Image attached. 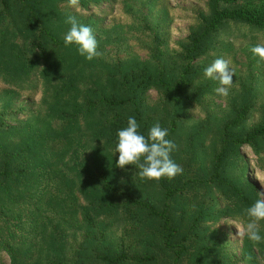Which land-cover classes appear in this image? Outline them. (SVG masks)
<instances>
[{
	"label": "rangeland",
	"instance_id": "374dc122",
	"mask_svg": "<svg viewBox=\"0 0 264 264\" xmlns=\"http://www.w3.org/2000/svg\"><path fill=\"white\" fill-rule=\"evenodd\" d=\"M38 1H42L39 15L57 32L60 49L71 27L65 12L89 17V23L77 22L92 29L102 55L89 61L74 44L67 59L79 64L80 83L89 94L125 100L112 111L121 119L134 117L136 106L148 123L146 131L157 122L167 129L174 120L177 129L172 139L177 148L170 155L183 172L172 180L148 181L135 175L134 165L116 167L119 153L109 149L102 137L109 110H104L101 120V115L79 110L72 102L60 103L63 121L46 112L49 105L43 90L51 101L53 91L43 88V79L35 89H17L0 80V111L11 101L14 109L24 106L34 112L17 115V122L9 116L12 128L0 135L8 149L0 157V171L10 173L0 174V203L14 202L8 216L0 214V240L20 244L22 253L35 250L28 264H49V259L53 264H109L99 255L122 252L154 257L143 264H264V239L253 243L247 236L237 237L235 226L247 222L244 210L264 191L260 183L264 138L253 147L236 143L264 114V61L249 50L264 44V27L243 21L224 23L191 54L190 73L179 84L186 50L210 19L214 0H101L90 10L69 6L67 0ZM258 1L219 3L217 8ZM25 19L26 13L14 0L5 9L0 3L3 43L10 46L18 37V43L27 41L18 34ZM156 31L163 32L164 44L154 37ZM217 58L230 60L235 73L227 97L216 93L218 80L204 77L205 68ZM242 109L243 120L225 128ZM74 117L76 121L67 124ZM18 123L19 128H13ZM138 124L139 131L144 125ZM218 155L221 166L215 176ZM99 173L118 193L149 201L157 210L165 206L162 184L178 189L167 203L176 229L172 246L165 243L161 220L144 209L120 208L121 194L103 190ZM62 219L65 222L60 224ZM260 235L264 237V221ZM179 245L185 250L174 260ZM0 264H12L3 251Z\"/></svg>",
	"mask_w": 264,
	"mask_h": 264
},
{
	"label": "trees",
	"instance_id": "16d2710c",
	"mask_svg": "<svg viewBox=\"0 0 264 264\" xmlns=\"http://www.w3.org/2000/svg\"><path fill=\"white\" fill-rule=\"evenodd\" d=\"M68 1V0H67ZM101 0H78L77 7L82 8V10H90V6L97 7V4ZM238 0H214V8L211 14L210 19L204 25V29L199 35L194 36L191 39V46L186 50L184 56L186 63L184 64L181 74H180V83H185L187 77L190 73V66L192 61V53L196 52L197 47L200 45L201 41L205 37L213 32H216L224 23L228 21H243L249 26L263 28L264 27V0H259L254 4H242L237 5L231 8H217L219 3L235 5ZM2 7L8 8L10 0H0ZM14 3L19 5L21 9L26 13V19L23 22V25L18 32L21 39H27V41H22L21 43L17 42V39H13L10 46L3 43V38L0 36V47L4 48L0 54V80L8 85H11L14 88L22 89L29 87L35 89L39 79H43V88H52L53 95L51 96L52 101L46 97V88L43 90L44 101L49 105L47 114L51 115L56 114L59 118H64L63 108L60 103L68 105L72 102L75 104L79 110L86 109L93 114L101 115V120H104V110H109V117L107 120V130L102 133L103 140L108 144L109 149L116 147L118 143L117 133L119 130L127 126L128 118H122L121 115L112 112L113 107L117 104L125 103V100H117L116 98L106 99L102 95H92L89 94L88 88L85 84L80 83L78 79V72L81 70L79 64L74 60L69 61L68 55L74 49L75 45H68L67 48L63 44V49H60L59 38L56 35L57 32H54L50 26H48L45 21L40 17L38 9L42 1L38 0H14ZM67 16H74L76 20L87 21L89 23V17L83 18L77 16L78 14H69L65 12ZM64 13V14H65ZM88 26L87 24H84ZM60 26H63L61 23ZM64 27V26H63ZM154 37L159 38L161 42L165 43V38L163 32L156 31ZM159 44V43H158ZM9 47V51L6 49ZM76 48V47H75ZM68 60V62H66ZM82 72L80 71V74ZM59 75L62 78L58 81ZM82 76V74H81ZM55 82V83H54ZM135 106V101H131ZM12 102L9 101L6 103V108L1 107L0 111V135L7 131V129L12 128L10 122L8 121L9 116L12 117L14 122H17V115L22 116H31L34 112L24 106L14 109L12 107ZM11 107L9 111L7 108ZM136 115L134 118L136 121L142 123L144 126L139 130V133L147 137L149 130L146 131L148 123H146L140 113H138L137 107L135 106ZM245 109H242L237 112L234 119L226 124L225 128L236 126L244 118ZM63 120V119H62ZM64 121V120H63ZM72 121H76L75 117L70 121H66L67 124H71ZM12 123V122H11ZM22 123V121H21ZM18 123L13 125V128H19ZM51 121L45 123L48 124ZM104 128V124L101 125ZM177 125L174 120H171L169 123L168 136L167 139L173 141V133L176 131ZM105 132V136H104ZM264 138V114L257 126L252 128V130L243 138L236 139L237 144L246 145L253 147L256 144L258 139ZM5 143V140H3ZM0 141V157L7 153V147ZM3 145V146H2ZM221 166V159L218 155L216 157V164L214 168V175L219 174V169ZM2 175H8L6 170L0 171ZM97 180L101 183V188L112 194H121V202L119 207L124 205L126 208H139L146 210L151 216L157 217L161 220L163 229L166 233V245L172 246L170 240L172 236L175 235L176 229L172 227L168 215V206L167 203L169 199L178 191L169 185L162 184L164 189V199L165 206L161 210H157L152 203L140 198H134L128 196L124 192L118 193L116 187H114L106 176L102 173H99ZM14 204V202L10 203ZM10 204L7 202L0 203V214L3 216L10 212ZM125 211V209H122ZM91 213V211H90ZM62 218V217H60ZM65 222L63 219L60 221V224ZM22 226V225H20ZM67 228L64 229L66 231ZM20 232L19 230H17ZM21 246L18 243H14L11 240H0V251H3L8 254L12 264H28L31 262L33 257L36 256L35 250H28L25 253H22ZM185 247L179 245L178 249L175 251L174 260H178L182 253L184 252ZM58 254H56L57 256ZM99 258L109 264H119L124 262L134 263V264H143L154 260V257L151 255H139L122 252L114 256L99 255ZM44 262V261H43ZM49 259V264L51 263ZM48 264V263H46Z\"/></svg>",
	"mask_w": 264,
	"mask_h": 264
},
{
	"label": "clouds",
	"instance_id": "9594fccd",
	"mask_svg": "<svg viewBox=\"0 0 264 264\" xmlns=\"http://www.w3.org/2000/svg\"><path fill=\"white\" fill-rule=\"evenodd\" d=\"M68 3L69 6H76L78 0H68ZM67 23L71 27L64 36L66 46L75 44L79 54L89 61L102 55L98 51L97 39L89 26L79 24L74 16H70ZM249 50L254 58L258 57L259 61H264V44H257ZM230 64V60L217 58L204 70L206 79L219 81L220 86L216 89V93L222 97L228 96L233 85L235 73ZM139 127L136 119L129 117L127 126L118 131L115 153H119V157L116 167L125 168L127 165H134L138 169L135 175L148 181H160L162 178L172 180L182 174L183 169L172 160L170 155L177 145L166 138L168 130L157 122L145 137L139 133ZM260 183L264 186V181ZM260 196V199L244 210L247 222L243 226L229 223L237 227V237L247 236L253 243L264 239L260 235V224L264 221V191L260 192Z\"/></svg>",
	"mask_w": 264,
	"mask_h": 264
}]
</instances>
